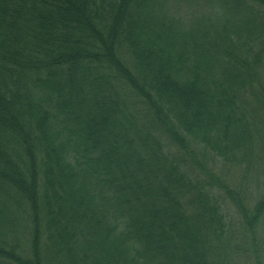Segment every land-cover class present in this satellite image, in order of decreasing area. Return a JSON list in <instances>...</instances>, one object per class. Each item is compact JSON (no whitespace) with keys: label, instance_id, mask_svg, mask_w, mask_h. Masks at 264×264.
<instances>
[{"label":"trees","instance_id":"16d2710c","mask_svg":"<svg viewBox=\"0 0 264 264\" xmlns=\"http://www.w3.org/2000/svg\"><path fill=\"white\" fill-rule=\"evenodd\" d=\"M168 1L0 0V264H264V0Z\"/></svg>","mask_w":264,"mask_h":264},{"label":"rangeland","instance_id":"374dc122","mask_svg":"<svg viewBox=\"0 0 264 264\" xmlns=\"http://www.w3.org/2000/svg\"><path fill=\"white\" fill-rule=\"evenodd\" d=\"M169 4H174L175 7H172V9L176 10V13L177 15H180L182 16L183 18H187L188 21H191L192 19H195V18H200V17H206L207 13L206 12H210L212 13L211 11L209 10H204V8H196L195 6H193V3L189 2L188 0H177L176 2H172L171 3V0L168 1ZM213 14V13H212ZM261 161H258L253 170H255V172H247L248 174L247 175H242L241 177V180L239 181L238 178L240 176H238L237 178L233 177V173L229 175H226L227 176V179L231 178L232 177V181H234V183L236 184H239V183H242L246 181V187L249 188V195L250 196H253L257 193V191L259 190L260 193H262V191H264V169L261 170L260 168L264 167V160L262 157H260ZM260 169V170H259ZM263 171V173H262ZM244 185V184H243ZM232 186H236V185H233ZM239 186V185H238ZM241 187V186H239ZM246 188V189H247ZM241 190L245 189V185L244 187L240 188ZM254 202V199L251 200V205L252 203ZM228 212H229V220L230 221V231L233 232V242L236 243V241L242 243V238L240 237L239 235V228H238V216L234 210V208L232 206H228ZM227 210V209H226ZM260 231V238H261V241H263L262 239H264V231L261 230V228L259 229ZM237 264H241L240 262H238Z\"/></svg>","mask_w":264,"mask_h":264}]
</instances>
